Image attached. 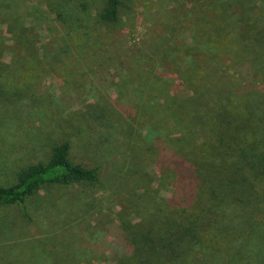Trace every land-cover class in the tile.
I'll return each mask as SVG.
<instances>
[{
  "label": "rangeland",
  "instance_id": "374dc122",
  "mask_svg": "<svg viewBox=\"0 0 264 264\" xmlns=\"http://www.w3.org/2000/svg\"><path fill=\"white\" fill-rule=\"evenodd\" d=\"M105 1L0 0V186L63 141L99 176L0 206V264H180L136 258L127 240L131 228L175 227L160 219L170 206L222 231L264 221L262 198L222 203L204 183L192 195L170 157L213 160V130L232 124L247 144L264 128V92L244 108L264 88V0H120L115 24L98 21ZM173 90L190 101L175 114L158 108ZM254 144L264 151V139ZM217 234L191 256L246 264L232 230Z\"/></svg>",
  "mask_w": 264,
  "mask_h": 264
},
{
  "label": "trees",
  "instance_id": "16d2710c",
  "mask_svg": "<svg viewBox=\"0 0 264 264\" xmlns=\"http://www.w3.org/2000/svg\"><path fill=\"white\" fill-rule=\"evenodd\" d=\"M120 6V0H106L104 7L98 13V21L104 24L117 23ZM60 16L61 14H59ZM219 18L221 20V17ZM201 32L200 29L199 34ZM238 56L236 55V58ZM12 59L13 65L21 60L16 56ZM215 63L216 57L214 58ZM1 69L3 70V67ZM26 72L30 73V71ZM32 72L34 71L32 70ZM0 85L3 83L0 82ZM171 92L166 94L167 97L162 98L161 102H164L165 105L158 106L157 102L155 103L159 109L175 114L189 106L190 101L186 100L185 96H180L175 90ZM263 92L264 88H260L250 94L249 97L252 100L247 97L244 108L254 107L253 111H255ZM197 99L200 100V97ZM199 106L201 103L197 107ZM197 107L193 104L192 114L197 119H203L202 108L198 109ZM223 110L222 115H227L232 119L229 116L230 112L226 108ZM220 116L219 113L216 119ZM218 121L221 122V120ZM230 125L232 124H229L224 131L213 130L215 139L218 140L217 143L222 146L221 153H216L217 157L213 160H209L204 154L200 156L181 153L176 148L170 153V157L180 175L185 174L186 176L183 178L188 179L191 183L192 195L197 193L198 184L204 183L215 197L220 198L222 203L239 197L240 201L248 199L250 204L252 199H264V151H259V145L254 144L256 139H264V128L260 129L254 125L255 140L252 143L248 141L247 144H244L241 143L243 137L239 130L230 129ZM210 144L213 145L211 142ZM185 146L188 147V142ZM69 152V141H63L53 148L47 162L33 163L18 171L13 184L7 187L0 186V206L24 203L28 198L45 189L46 186L97 184L99 182L97 170L73 163L70 160ZM170 207L172 209L167 210V213L160 219L166 222L174 218L175 227L164 224L157 228H150L145 232L137 227L131 228L127 240L133 246L136 258L143 257L153 263L166 257L180 264H187V257L195 253L201 254L200 248L203 246L205 249L210 242L216 240L219 231L225 235L232 230L234 240L231 243L237 249L250 253L246 258V264H264V221L253 223L250 221V226H239L241 228L239 230L236 226H229L230 230L222 231L212 226H206V223H202L203 219L200 216L187 214V207ZM247 214L252 216L251 210ZM246 235L247 239L243 242ZM148 243L152 244L151 247ZM227 243H230L229 239ZM191 259H193L192 262L188 264H205V257L202 255L191 256ZM227 264H235V258L227 259Z\"/></svg>",
  "mask_w": 264,
  "mask_h": 264
}]
</instances>
